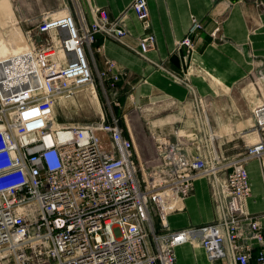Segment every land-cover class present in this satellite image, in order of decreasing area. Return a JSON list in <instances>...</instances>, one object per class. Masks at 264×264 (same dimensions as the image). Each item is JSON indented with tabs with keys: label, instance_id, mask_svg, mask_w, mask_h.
Listing matches in <instances>:
<instances>
[{
	"label": "built area",
	"instance_id": "built-area-1",
	"mask_svg": "<svg viewBox=\"0 0 264 264\" xmlns=\"http://www.w3.org/2000/svg\"><path fill=\"white\" fill-rule=\"evenodd\" d=\"M62 10L44 15L25 32L27 48L0 61V264H175V248L187 243L203 248L211 263L264 264L263 215L244 206L251 196L245 166L264 160V103L251 111L258 140L235 156H219L205 134L193 146L158 138L154 157L141 163L120 118L60 125L54 108L86 89L118 96L127 72L104 56L97 70L95 54L104 48H94L98 36L152 63L146 0L129 8L143 32L136 49L125 42L128 13L111 16L92 0H69ZM201 30L193 19L178 43L185 60L194 51L191 36ZM168 74L188 90L204 134L201 116L211 101L184 75ZM199 179L208 183L213 222L170 230L168 216L185 210Z\"/></svg>",
	"mask_w": 264,
	"mask_h": 264
},
{
	"label": "crops",
	"instance_id": "crops-1",
	"mask_svg": "<svg viewBox=\"0 0 264 264\" xmlns=\"http://www.w3.org/2000/svg\"><path fill=\"white\" fill-rule=\"evenodd\" d=\"M132 2L133 0H92L93 6L108 10L111 16L128 13L126 28L131 36L127 37L125 42L136 49L138 47L136 37L142 36L143 32L134 13L129 11ZM146 2L150 17L148 33L155 37L154 48L146 54L152 63L140 59L132 50L116 41L101 36L97 37L94 46V48L104 46L102 54H95L97 70L104 69V56L115 61L127 72L126 79L118 84V95L123 104L128 100L130 105L136 106L161 101H168L174 105L187 104L190 101L188 90L173 81L168 72L181 77L184 75L199 96L211 101L207 109L208 116L214 115L216 118L222 105L233 102L227 94L228 91L250 77L256 80L260 96L259 103L253 108L264 103V0H146ZM1 15H7L9 23L16 24L8 0H0ZM193 19L201 24L202 30L191 36L194 51L185 60V51L178 43L188 34ZM214 28H218L215 39L209 35ZM11 31L7 43L5 40L0 41V61L27 48L25 37L21 39L20 30L13 27ZM153 64H159L165 70L157 69ZM214 105L217 109L213 110ZM189 120L180 119L178 121L180 128L171 127L165 134L167 137L159 136L162 138L160 140L174 142L178 138L188 146L200 144L202 136L207 132L200 133L197 125ZM252 125L246 132H240L236 128L235 132L233 130V133L226 135L231 139L241 138L244 143H247L245 142L247 139L252 142L253 137L258 140L260 134L252 131ZM206 128L209 137L213 138L209 142L214 146V140L221 134L220 130L213 129L208 118ZM191 134L194 136L189 137ZM154 155L155 147L149 160ZM138 159L141 163L149 161H143L139 157ZM245 168L251 186V196L245 201V210L251 215H263L260 222L264 235V160L253 159ZM213 220L208 183L205 179H199L194 182L193 193L185 201V210L169 215L167 225L170 230L176 231L208 225ZM174 254L175 264H230L227 259L211 263L203 248L188 243L176 247ZM250 264H254V261Z\"/></svg>",
	"mask_w": 264,
	"mask_h": 264
},
{
	"label": "rangeland",
	"instance_id": "rangeland-1",
	"mask_svg": "<svg viewBox=\"0 0 264 264\" xmlns=\"http://www.w3.org/2000/svg\"><path fill=\"white\" fill-rule=\"evenodd\" d=\"M8 1L16 24L9 23L7 15L0 16V41L5 40V43L9 40L13 27L20 30L21 39L23 40L26 36L25 32L33 29L44 15L54 14L57 10L63 9V5L67 4L69 0ZM24 41L27 43L26 37ZM255 82L256 80L250 77L229 90L227 94L233 99V102L222 105L216 118L214 115H207L208 108H205V113L201 116L205 125L208 118L210 126L213 129L220 130L221 137L218 136L214 140V147L222 158L235 156L245 149L246 143L243 139H231L226 134H230L233 130L235 132L236 128L240 132H246L247 128L253 124L250 110L259 103L260 98ZM90 92L89 89H86L74 94L70 99L58 100L54 108L56 122L60 125H96L101 121L102 116L106 119L110 114H119L115 116L120 118L122 127L130 133L137 156L143 161L150 159L152 151L154 153L155 140L159 136L167 137L165 134L168 133V130H171V127L180 128V123H178L180 119L185 121L188 118L194 125L200 123L198 109L191 101L182 105L161 101L136 106L134 104L130 105L129 100V102L123 104L119 95L113 96L107 93L106 98L101 92L97 91L96 96L93 98ZM116 103L119 106H116ZM114 108L118 109L119 113L114 111ZM214 109H217L216 105H214ZM207 134H209L208 131ZM161 137L160 139H162ZM211 139L213 138L209 137V141ZM245 142L248 144L254 143L248 139Z\"/></svg>",
	"mask_w": 264,
	"mask_h": 264
},
{
	"label": "bare ground",
	"instance_id": "bare-ground-1",
	"mask_svg": "<svg viewBox=\"0 0 264 264\" xmlns=\"http://www.w3.org/2000/svg\"><path fill=\"white\" fill-rule=\"evenodd\" d=\"M66 11L65 10H57L54 14H62V13H65ZM92 95H94V94H96V92H94V91H92V93H91ZM78 102V101H77ZM97 103V102H96ZM81 105V104H80ZM90 108V107H89ZM247 136V135H246ZM253 136H255V135H253ZM251 138V137H250ZM254 138V139H253ZM252 138V142H256V140H255V137H253ZM250 141V140H249ZM211 145L213 146V144L211 143ZM214 147V146H213Z\"/></svg>",
	"mask_w": 264,
	"mask_h": 264
},
{
	"label": "trees",
	"instance_id": "trees-1",
	"mask_svg": "<svg viewBox=\"0 0 264 264\" xmlns=\"http://www.w3.org/2000/svg\"><path fill=\"white\" fill-rule=\"evenodd\" d=\"M122 101V100H121ZM114 111H116L117 113H119V110L114 108ZM115 115H119V114H115ZM122 124V123H121Z\"/></svg>",
	"mask_w": 264,
	"mask_h": 264
}]
</instances>
